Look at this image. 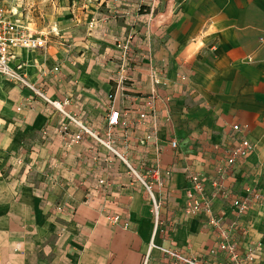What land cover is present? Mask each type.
<instances>
[{"label":"crops","instance_id":"1","mask_svg":"<svg viewBox=\"0 0 264 264\" xmlns=\"http://www.w3.org/2000/svg\"><path fill=\"white\" fill-rule=\"evenodd\" d=\"M52 10L35 28L8 10L46 42L16 49L12 65L103 138L114 104L129 126L112 146L151 186L158 224L123 160L88 135L72 142L63 113L0 76V264H176L152 245L230 264L210 215L184 213L188 172L241 258L264 264V0H55ZM234 125L255 149L225 176Z\"/></svg>","mask_w":264,"mask_h":264},{"label":"built area","instance_id":"2","mask_svg":"<svg viewBox=\"0 0 264 264\" xmlns=\"http://www.w3.org/2000/svg\"><path fill=\"white\" fill-rule=\"evenodd\" d=\"M9 13L10 12L7 10V8H5L3 5H0V76L15 83L18 86L32 91L35 95L45 100L56 110L63 113L76 126L78 130L73 135L71 139L72 142H80L85 135H88L94 138L104 147L108 148L110 151L114 152L121 160H123L127 164L125 158H123V156L120 155L112 146L115 128L126 129L129 126L127 119L123 118L121 112L116 109L114 104L109 105V118L107 126L105 128V138H103L100 136V134L94 132L93 130H91V128L83 124L80 120L66 113L64 110L65 103L51 101L44 93H42L34 84H32L28 80L25 74L19 72L18 68L12 65V60L14 57L13 53L16 49L36 50L39 48H44L46 46V42L43 38L35 36V34L31 33V31H29L21 23L17 22L16 20L14 21L10 17ZM91 26L93 27V25ZM129 45L130 44L128 41L119 45V47L123 50L124 59L127 58ZM152 77L154 79V86H159L161 83L160 72L157 70L153 71ZM153 94H155L156 96L155 90ZM110 98L112 99L113 97L111 96ZM231 131L233 132V140L237 142V145L233 149H231L224 157L223 168L225 169H222L223 172H221V174L225 176L230 173V170L236 164L245 161L249 156H251L255 149L254 145L246 137V131L244 128L239 125H234L231 128ZM154 139L155 135L147 134L139 141V144L141 146H146ZM171 146L173 148H177L178 142L176 140H173L171 142ZM127 165L134 173L136 178L141 182V184L145 186L151 197L156 219L155 224L157 226L160 204L155 200L151 186L148 184L147 180L135 170H133L129 164ZM154 174L157 175V171H154ZM215 187L223 189V184L217 183ZM186 197L187 203L184 208V213L188 216H194L202 212H206L210 215V224L214 227V229H216L218 233L217 247L219 250L225 252L228 255L231 261L230 264H251L254 262L251 256L247 258H241V256L237 253L236 242L232 239L230 231L223 227L220 218L213 215L212 203L209 196L205 193L204 181L200 175L188 172V187ZM244 209H246V207ZM111 222L117 225L121 223V218L119 216H115L111 218ZM123 225L125 228L128 227V224ZM152 246L158 248L176 264H206L197 258L187 256L186 254L175 248H163L154 245ZM147 263L148 257L144 260V264Z\"/></svg>","mask_w":264,"mask_h":264},{"label":"rangeland","instance_id":"3","mask_svg":"<svg viewBox=\"0 0 264 264\" xmlns=\"http://www.w3.org/2000/svg\"><path fill=\"white\" fill-rule=\"evenodd\" d=\"M55 0H0L7 10L15 14V18L24 21L25 24L43 25L44 21L52 16Z\"/></svg>","mask_w":264,"mask_h":264}]
</instances>
